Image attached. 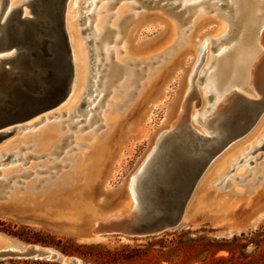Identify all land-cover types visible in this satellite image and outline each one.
Listing matches in <instances>:
<instances>
[{
	"label": "rangeland",
	"instance_id": "obj_1",
	"mask_svg": "<svg viewBox=\"0 0 264 264\" xmlns=\"http://www.w3.org/2000/svg\"><path fill=\"white\" fill-rule=\"evenodd\" d=\"M125 1L129 6L121 12L120 5ZM130 1L77 0L75 27L86 53L84 95L77 105L83 104L73 112L71 107L53 109L0 137V234L5 239L9 237L11 243L36 244L57 254V258L52 259L7 256L0 258V264H67L65 259L68 258H78L79 264H264V144L261 146L264 133L258 135L253 144L247 143L214 182L213 190L217 196L219 192H233L235 189V194L242 192L247 195L260 185L250 202L242 199L225 218L211 212H196L189 221L177 227L148 235L90 233L84 227L65 232L55 220L20 212L13 200L8 199V193L14 190L22 191L20 194H36L41 203L38 208L47 211L53 201V191L55 194L65 191L61 188L65 185L61 178L70 174L83 154L90 151L88 147L95 139L110 130L111 133L107 134L111 149L93 186L92 197L101 205L120 200L131 174L154 147L161 133L185 119L193 127L206 130L201 122L204 118L200 115L205 113L209 101L202 88L215 66L216 55L238 43L237 54L251 48L264 52V24L261 21L264 19V11H261L264 0L260 5L257 0H241V16L237 25H230L222 14L229 9L225 0L219 9L217 4L208 5L209 1L190 6L188 10L180 4L172 10L170 3L176 0H135V6ZM92 3H95L93 12ZM201 8H204L205 16L195 21ZM81 12H91V15L80 21ZM232 13L234 11L229 10L228 15ZM253 14L259 15L258 25L256 23L255 29L241 40L244 22H250ZM101 19L104 26L100 29L107 26L105 37L95 45L93 40L86 43ZM86 25L90 26L82 33L81 29ZM174 25L177 27L176 36L170 40ZM233 27L229 39L217 44ZM206 38L210 43L205 48L203 40ZM106 44L115 47L109 58L110 64L105 59L103 48ZM90 47L95 53L92 58H89ZM99 50L101 52L97 54ZM200 58L199 65L195 67ZM89 59L93 63L90 66ZM238 60L239 57L234 61ZM110 66L113 69L110 70ZM117 67L119 70L115 73ZM205 67L209 68L205 70ZM231 69L223 79V83L226 82L223 89L231 81ZM150 72L153 75L148 76ZM132 74L133 81L129 80ZM106 80L111 85L107 83L109 86L105 87ZM124 80L131 83L126 87L131 91L127 98L118 93ZM242 80L243 84H238L239 91L249 97H260L256 83L247 86L249 74ZM186 85L191 96L180 106ZM116 108L122 116L119 115L120 120L117 118L116 124L110 126L111 120L107 119L108 124L105 114L108 112L111 117L110 110ZM195 114L200 120L191 118ZM46 126L57 133L50 148L39 145L41 131ZM252 148L255 151L249 153ZM4 175L9 176L4 178ZM30 185L34 186L33 190L27 189ZM51 192L53 194H49Z\"/></svg>",
	"mask_w": 264,
	"mask_h": 264
},
{
	"label": "water",
	"instance_id": "obj_2",
	"mask_svg": "<svg viewBox=\"0 0 264 264\" xmlns=\"http://www.w3.org/2000/svg\"><path fill=\"white\" fill-rule=\"evenodd\" d=\"M67 3L68 0H22L10 5V0H0V137L53 110L71 93L76 68L67 28ZM170 4L173 8L179 3ZM24 7L28 9L27 14ZM88 15L91 13L81 12L80 21ZM86 43H91V39H86ZM88 51L92 58L93 49L88 48ZM249 102L251 109L241 116L236 133L227 129L229 117L226 114L205 117L206 123L202 125L207 135L187 120L176 127L175 134L161 133L142 171L133 176L137 222L122 218L97 226L93 233L148 235L184 223L185 206L209 163L248 130L263 111L264 98ZM263 144L264 141L261 146ZM175 152H183L191 159L176 162ZM192 158L201 159L196 163L191 162ZM47 254L45 248L36 244L0 250V258H40ZM52 258H57V254L53 253ZM66 263L79 264V261L69 258Z\"/></svg>",
	"mask_w": 264,
	"mask_h": 264
},
{
	"label": "bare ground",
	"instance_id": "obj_3",
	"mask_svg": "<svg viewBox=\"0 0 264 264\" xmlns=\"http://www.w3.org/2000/svg\"><path fill=\"white\" fill-rule=\"evenodd\" d=\"M209 1H210V3L208 5H216L217 4L216 8H218V9L221 7L222 0H195V1H191V2H189L188 0H182L180 2L178 0H176L175 2H172V3L173 4L179 3L180 6H182V8L187 9L188 7H190V5L193 6V5L202 3V2H209ZM240 1L241 0H225V5L227 6L226 8L227 9L229 8V9L224 11L222 14L224 15V18L227 19L226 21L230 22V25L233 23L236 25L238 24L237 22L241 16V13L239 12L240 11L239 8H241L239 6ZM261 1L262 0L258 1L259 5L262 4ZM19 2H18V0H12L10 2V5H15ZM112 2H113V0H112ZM135 2H136L135 0H132V1H130V4H132V6H135V4H134ZM76 3H77V0H68L67 10H66L67 28H68V32H69V36H70V40H71L73 57H74L75 68H76L75 80H74L72 91L69 94V96L62 103H60L57 107L54 108V109H61L63 107L64 108L65 107H68V108L71 107L70 110H72V112H73V110H75V108H77L80 105V104L79 105H77V104H78V101L81 99V97L84 95V92H82V88L85 84V78H86V53L84 50V46H83V44L79 38L78 30L75 27V17L74 16H75V8L77 7ZM95 3H92L93 8H92L91 12H93V9H95L94 8ZM128 6H129V3L127 1H125L120 5L119 9L121 12H125L127 10ZM244 8H246L245 5H244ZM203 9L204 8H201L199 10L200 13L197 16V18L194 19L195 21L204 18L205 14L203 12L204 11ZM263 9L264 8H262V10H261L262 12L264 11ZM172 10H173V8H172ZM229 10L234 11V14L232 13L233 15H231V16L228 15ZM245 10L246 9H243L244 12H245ZM27 13H28V10L25 9L24 14H27ZM262 14H264V13H262ZM258 17H259L258 14H253L250 16V22H246V23L244 22V25L242 28V34H241L242 39L241 40H244L245 36L249 35L252 29H255V25L257 23V20L259 19ZM99 21H100L99 25L94 27V31L92 30L94 33L89 38V39L94 41V43L92 42L94 45L98 44L105 37L106 33L108 32L107 26H105L106 28H104L103 30L100 29L101 26H104V23H103L104 20L101 19ZM261 21L264 24V19L261 18ZM257 25H258V23H257ZM115 29H117V28H115ZM233 30H234V27H233V29H230L227 33H225L224 37L222 39H220L219 41H217V44H221L222 41L228 40L229 36L233 32ZM176 32H177V27L174 25V27L172 28V32L170 33V36L168 39H170V40L173 39L176 36ZM240 33H241V31H240ZM238 37H240V34L238 35ZM234 40H237V39H234ZM203 41H204V45L206 48L210 43L209 38H206ZM229 41L231 42V40H229ZM238 41L240 42V40H238ZM93 44H91V45H93ZM126 44H128V43H126ZM238 44H240V43H238ZM238 44H234V45L232 44L230 46V48H228L224 51H221L216 55L217 58H216L215 66L211 70L210 76L208 77L207 82L204 84V86L202 88L204 93L206 94V99H207V101H209V104H208V107L206 108L205 113H203L202 115H200L198 113L200 115V117L204 118V119H201V120H203V121H201L202 123H206L205 122L206 116H208V119H210L211 117H214V116L217 118L219 115H225L226 114L229 117L228 118L229 121L226 124V127L232 133H236L237 131H239V128L241 125V120H240L241 116L245 113V111H250V109H251L250 105L251 104L249 101L251 99H257L254 97H249V96L244 95V94H238L236 92V90H240L238 88L239 86L233 80H231L229 82L228 86H226V88L223 89L222 86L225 85V83H226V82L223 83V79L226 78V76L228 74V70H229V68H231V65H234L233 61H232L234 57H237L239 55L240 56L239 59H243V58H244V60L246 59V61L241 60L240 64L245 63L244 64L245 66L246 65L247 66H251V65L253 66L251 69L252 72H251L250 79L247 83V86L250 84L253 85L256 83V85H257L256 88L260 92V97H258V99L264 98V57H263L264 52L261 50L257 51L256 48H254V49L251 48L252 50H250V51L245 52L246 50H244V51L242 50L241 53L237 54L238 53V51H237ZM103 46H102V48H103ZM93 48L96 49L95 46ZM107 48H109V50H107ZM199 48H200V46H199ZM103 49H105V51H104V53L106 55V56L104 55L106 57L105 59H107V61H108L107 63L110 64L109 58L111 57V54L113 53V51H115V47H111V46H108L106 44ZM129 49H128V51H129ZM128 51H126V52H128ZM100 52H101V50H99L96 53L100 54ZM101 60L102 59H100V61ZM91 61L92 60L89 59V63H88L89 66H90ZM94 62H96V60ZM198 62H199V60H197L195 67H197ZM211 63H212V61L209 63V66H211ZM94 64H96V63H94ZM128 66L131 67L130 65H128ZM242 68H243V64L241 66V69ZM109 69L111 70V69H113V67L110 66ZM118 70H119L118 67L115 68V73H117ZM125 70H126V68H125ZM152 73L153 72H150L148 74V76H151ZM155 73H156V71H155ZM94 74H95V72H94ZM232 74L234 75V72ZM133 76L134 75L132 74L130 76L129 80L133 81V79H132ZM137 77H136V79H137ZM232 78L234 79V77H232ZM151 81H149V82H151ZM107 83L108 84L110 83V85H111V82L106 80L104 82L105 87H106V85H108ZM129 83H130L129 81L124 80L120 84L121 90L118 89V93L121 96H123V98H127L130 95L129 93L131 91L126 89V87L128 86ZM123 90H124V92H123V94H121V91H123ZM189 90H190V88H188L186 85V87L184 88L183 96L179 102L180 106L183 105L190 98L191 95H190ZM211 95H212V98H211ZM115 96H119V95L115 94ZM202 100H203L202 103H204V98ZM211 100H212V102H210ZM110 111L109 112L112 116L109 117L108 112H107V114H105V120H106V122H108L107 119L110 118L111 124L109 122H108V124H110V126H113L114 124H116V121L119 119L118 118L119 115L122 116V114L119 113L117 108L111 109ZM193 117L200 120L198 118L197 114H195L191 118H193ZM35 118H37V117H35ZM180 124L181 123H178L175 127H172L171 129H169L167 131H171L172 133L175 134V132L178 131V129L176 127ZM116 126L117 125H115V127ZM196 129L198 131H200L202 134L207 135L206 130H199L198 128H196ZM112 130H113V127H112ZM109 131H107L106 134ZM41 133H42V135H41V140L39 142V145L41 144L42 148H48V147L50 148L53 145L52 144L53 141L57 138V133L53 132L50 129V126H46L41 131ZM110 133H111V131H110ZM263 133H264V109L248 130L243 132L241 135H239L237 138H235L233 141H231L228 145H226L224 147V149H222V151L216 157H214V159H212V161L209 163L206 170L200 176L198 182L196 183V186L194 187V190H193L190 198L188 199V202H187L185 209H184L183 222L189 221L190 218L196 212H206V213L211 212L213 214H216L217 217L225 218L228 214L232 213L233 210L236 209L240 205V203L242 202V199L245 198L244 200L247 203L251 201L253 196H255V194H256V189H258V186H260V185L256 186L255 190H252L247 195H243L242 192H240L238 194L236 192V194H235V191H236V189H235L233 192H231V191L219 192V195L217 196L213 190L214 182L229 168V165L231 164L232 160L237 155H239L240 152H242L245 145L249 142H251L253 144V141L255 140V138L258 135L263 134ZM104 134L105 133H102V135H104ZM104 136H102L101 138L99 136L97 140L95 139L94 142L91 143L90 147H88V148H90V151L87 152L86 154H83L84 156L82 157L81 161L78 164H76L75 168L72 169L70 174H66L64 177L61 178V180L65 181V185H62V187H61L62 189H65V191L63 194H55L56 192L53 191L54 197L52 198L53 201L51 200V202H50V208H48L49 213L47 212L48 210L46 211V209L42 210V209L38 208L41 205V203L39 202L40 197H38L36 194L31 195V193H29L31 196H28L29 194L27 195L26 192H25V194H26L25 195L22 193L20 194V192H22V191L14 190V191H12L11 194L8 193V199L10 198L13 200L14 205L16 206V208L20 212L37 214V215L43 216L47 219L55 220L57 222V224H60V226L63 228V230H65V232L66 231L69 232V230L75 231L76 229L81 230V228L84 227L87 230H89L90 233H93V232L97 231L96 230L97 226H99V225L104 226V225L109 224V223L118 222L122 218L123 219L127 218L130 220L133 219V222L136 223L137 220L139 219V216L137 215V212H136V200L134 198V191L132 188L133 176L135 173L138 174L142 171L144 165L146 164L147 160L149 159V156L152 154L153 148H151L147 152L144 159L138 164L136 169L131 174V176H130L131 180H129L127 185H126V189H125V193H124L123 197L114 203L101 205V204H97L94 201V198L92 197L93 196L92 189L100 177L102 167L104 165V160L108 156L110 149H111V147H110L111 143L109 142L110 136H108V134H107L106 135L107 137L103 138ZM254 151H255L254 148H252V150L249 153H252ZM180 159L190 160L191 157L189 158V156H187V154H185L183 152H175L174 161L178 162V160H180ZM200 159L201 158H192L191 162L198 163L197 161ZM65 164H67V163H65ZM7 176H9V175H4V178ZM57 181L60 182V179H58ZM236 185L237 184H235V186ZM262 186L264 187L263 184H262ZM33 187H34L33 185H30V186H28L27 189L33 190ZM237 191H239V190H237ZM53 193L51 192L49 194H53ZM34 195H36V196H34ZM243 196H245V197H243ZM80 230H78V232ZM4 237L5 236L0 234V250L16 248L17 246L18 247H24V244L19 243V245H18L17 243H11V241L9 242V240H8L9 237H7V239H5ZM16 242H18V241H16ZM45 249L48 251V254L46 255V257L49 259H52V254L55 252L50 248H45ZM40 258H42V257H40ZM66 260L67 259H65V261Z\"/></svg>",
	"mask_w": 264,
	"mask_h": 264
},
{
	"label": "flooded vegetation",
	"instance_id": "obj_4",
	"mask_svg": "<svg viewBox=\"0 0 264 264\" xmlns=\"http://www.w3.org/2000/svg\"><path fill=\"white\" fill-rule=\"evenodd\" d=\"M259 0H257V2H258ZM237 57H239L240 58V56L238 55ZM237 57H234L233 58V64L234 65H231V68H229V70L231 69V73H230V76H229V78L232 76V77H234V79L231 77V80H233L236 84H243V78H245L246 76H247V74H249V79H250V76H251V72L250 73H248L247 71H248V69L251 67V66H245L244 64L245 63H242L243 64V68L241 69V66H242V64H240L241 63V60L243 61L244 60V58L243 59H239L238 61H234V60H236L237 59ZM201 59L202 58H200L199 59V62H198V64H197V66L199 65V63H200V61H201ZM244 61H246V59L244 60ZM240 66V67H239ZM245 68V69H244ZM208 69V67H205V70H207ZM228 70V71H229ZM243 70V71H242ZM234 72V75L232 74ZM194 73H195V71H194ZM194 73H193V75H194ZM228 78V79H229ZM227 79V80H228ZM226 80V81H227ZM236 92L238 93V94H243L241 91H239V90H236ZM211 98H212V95H211Z\"/></svg>",
	"mask_w": 264,
	"mask_h": 264
}]
</instances>
